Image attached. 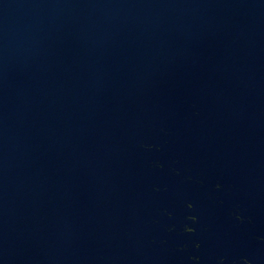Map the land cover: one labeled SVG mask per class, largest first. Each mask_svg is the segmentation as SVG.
<instances>
[{
    "label": "water",
    "instance_id": "95a60500",
    "mask_svg": "<svg viewBox=\"0 0 264 264\" xmlns=\"http://www.w3.org/2000/svg\"><path fill=\"white\" fill-rule=\"evenodd\" d=\"M0 264H264V0H0Z\"/></svg>",
    "mask_w": 264,
    "mask_h": 264
}]
</instances>
